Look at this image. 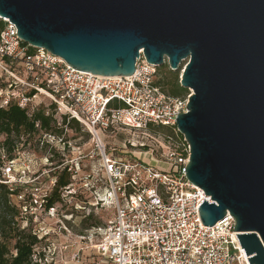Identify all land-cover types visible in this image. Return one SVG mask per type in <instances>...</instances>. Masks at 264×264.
<instances>
[{
    "label": "built area",
    "instance_id": "2783aa9c",
    "mask_svg": "<svg viewBox=\"0 0 264 264\" xmlns=\"http://www.w3.org/2000/svg\"><path fill=\"white\" fill-rule=\"evenodd\" d=\"M2 21L0 79L5 88H0V107L14 104L29 116L41 110L52 118L54 131L39 138L38 148L45 154L38 160L29 154L1 156L0 185L15 210L12 225L36 238L35 264L80 261L82 249L66 257L73 247V180L78 172L73 142L66 138L73 120L96 141L104 180L96 177L91 184L98 188L95 206L113 208L112 218L89 233L105 264H248L238 233L232 232V216L227 213L212 227L200 223L197 207L203 200L213 202L186 179L189 146L174 126L176 116L187 113L190 91L178 98L167 95L158 84L159 67L141 53L130 76L75 70L50 52L23 43L15 26ZM157 128L172 134L161 139ZM108 132L139 139L137 155L106 154L100 136ZM95 156L94 150L88 154L89 159ZM60 175L67 184L58 188L59 200L46 207Z\"/></svg>",
    "mask_w": 264,
    "mask_h": 264
},
{
    "label": "water",
    "instance_id": "95a60500",
    "mask_svg": "<svg viewBox=\"0 0 264 264\" xmlns=\"http://www.w3.org/2000/svg\"><path fill=\"white\" fill-rule=\"evenodd\" d=\"M19 39L75 70L133 74L140 53L191 92L174 126L189 146L186 179L228 213L248 264H264V0H0Z\"/></svg>",
    "mask_w": 264,
    "mask_h": 264
},
{
    "label": "rangeland",
    "instance_id": "374dc122",
    "mask_svg": "<svg viewBox=\"0 0 264 264\" xmlns=\"http://www.w3.org/2000/svg\"><path fill=\"white\" fill-rule=\"evenodd\" d=\"M183 63L176 72H171L168 66L162 65L158 68L159 81H168L175 83L180 81L181 74L184 69ZM70 132L67 133L66 138L73 142V167L78 166V172L73 180V247L69 249L66 254L68 258L70 253H75L79 249L80 261L77 264H105L104 260L96 254L92 246L96 243L95 238H89V233L94 226H102L107 223L113 216L112 206H95L94 191L98 188L91 185L96 177L101 179L102 172L98 171L99 158L97 156L96 141L86 135L80 127L71 124L69 126ZM162 139L163 136L171 135L172 131L168 128L153 129ZM3 138L0 137V143ZM101 144L104 146L106 154H113L114 156H122L124 153L137 155V149L134 145L141 141L132 137L129 133H104L100 136ZM94 150L96 156L94 159H89L88 154ZM32 155L35 160L42 158L45 154L44 149H39L34 141H30L25 147H19V150L12 154L13 157H20L22 155ZM19 155V156H18ZM56 157L52 161V165L46 167V173L53 165H55ZM152 166L162 170L165 168L163 164ZM36 169H39L36 167ZM84 237V239H79ZM72 264V263H68ZM73 264H76L73 262Z\"/></svg>",
    "mask_w": 264,
    "mask_h": 264
},
{
    "label": "trees",
    "instance_id": "16d2710c",
    "mask_svg": "<svg viewBox=\"0 0 264 264\" xmlns=\"http://www.w3.org/2000/svg\"><path fill=\"white\" fill-rule=\"evenodd\" d=\"M3 26L4 22L0 20V31ZM158 84L167 95L173 98L182 97L188 93L179 86L177 80L175 83L159 81ZM0 88H5V83L1 79ZM73 125L82 129L75 120ZM52 132H54L52 118L44 116L41 110L29 116L26 111L20 110L14 104H9L5 108L0 107V137L3 138L0 143V165L2 152L8 159H12V154L19 150L20 146L25 147L33 140L38 148L41 135ZM86 135L90 137L89 133ZM101 179L104 180L102 176ZM66 184L64 176L57 177L56 186L52 188L46 207L54 205L59 200L58 188ZM14 215L15 210L10 204L9 193L4 186L0 185V264H35L32 257L37 240L30 233L12 225Z\"/></svg>",
    "mask_w": 264,
    "mask_h": 264
},
{
    "label": "flooded vegetation",
    "instance_id": "af4514ba",
    "mask_svg": "<svg viewBox=\"0 0 264 264\" xmlns=\"http://www.w3.org/2000/svg\"><path fill=\"white\" fill-rule=\"evenodd\" d=\"M167 66V65H166Z\"/></svg>",
    "mask_w": 264,
    "mask_h": 264
}]
</instances>
